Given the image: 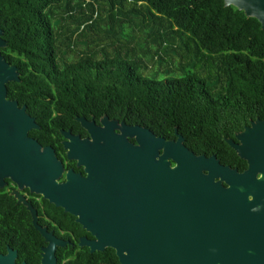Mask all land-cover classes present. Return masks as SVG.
Listing matches in <instances>:
<instances>
[{"label": "trees", "instance_id": "trees-1", "mask_svg": "<svg viewBox=\"0 0 264 264\" xmlns=\"http://www.w3.org/2000/svg\"><path fill=\"white\" fill-rule=\"evenodd\" d=\"M0 30L20 80L7 98L26 106L43 147L59 151L60 130L79 133L76 117L106 115L166 140L176 128L187 149L210 157L264 112V30L221 0H0ZM45 203L58 228H80ZM55 256L117 264L110 248Z\"/></svg>", "mask_w": 264, "mask_h": 264}, {"label": "water", "instance_id": "water-1", "mask_svg": "<svg viewBox=\"0 0 264 264\" xmlns=\"http://www.w3.org/2000/svg\"><path fill=\"white\" fill-rule=\"evenodd\" d=\"M221 1L224 7L232 6L246 18L255 19L264 30V0ZM2 35L0 30V49L7 46ZM10 82H20L17 68L0 53L5 176L74 216L75 222L93 237L92 241L81 238L79 247H87L90 253L110 248L118 264H191L197 250L207 244L211 264H264V193L259 191L264 177L253 180L249 172L241 176L252 180L241 193L246 213L236 224L237 230H242V239L229 236L230 239L214 241L206 238L212 233L211 220L217 210L212 196L219 191V184L213 183L211 177L217 164L214 157L195 155L187 149L176 128L175 139L166 140L144 127L119 124L107 117L101 119V127L77 117L76 122L89 136L81 139L61 131L62 145L68 160L82 167L85 177L68 171L59 183L63 167L53 148L42 147L28 137V132L38 129V125L24 107L19 109L16 101L6 100V85ZM253 128L264 130V123L256 121L237 135L240 145L227 140L248 162L252 173L261 168L259 152L245 139ZM15 198L31 213L35 230L47 243L42 248L40 264H57V248L70 243L39 226L36 211L21 197ZM15 260L13 251L0 255V264H16Z\"/></svg>", "mask_w": 264, "mask_h": 264}, {"label": "flooded vegetation", "instance_id": "flooded-vegetation-1", "mask_svg": "<svg viewBox=\"0 0 264 264\" xmlns=\"http://www.w3.org/2000/svg\"><path fill=\"white\" fill-rule=\"evenodd\" d=\"M6 100H9L7 96ZM22 107L25 108V113L36 123L34 117H32L27 112L26 106H19L17 103V108L21 109ZM3 108L4 107L0 102V255H6L8 251H13L16 253V264H40L42 248L47 245L38 231L35 230L32 223L31 213L26 209V206L23 203H17V199L15 198L16 195L25 200V202L28 203L31 208L36 211L37 224L41 227H44L48 233H51L57 239L69 242L71 245L69 244L66 246H70L74 250V252H76L79 248L87 249L89 251L87 247H79L78 243L81 238H84L87 241H92L93 237L75 222L74 216L65 213L61 208L55 207L54 205L47 202L49 205H52L55 208H59L65 214L70 215L73 218L74 222L80 227L79 229L76 226L67 227L66 229L58 228L57 224L51 218V216L54 215L53 211V214L50 213L51 209L48 208V216L44 210L46 206V200H44L40 195L36 193H31L24 186L20 188V186L11 178L5 176V174H7V162L6 147L3 144ZM103 117L107 116L103 115L98 119H95L94 116H91L89 119L84 117L79 118H84L87 122H93L96 127H101V119ZM108 120L117 121L115 119L109 118ZM256 121L264 123V112H262L260 116H256L254 119H249L247 124L242 125L240 130L232 132L231 136L222 137L224 146L218 149L215 147V152L211 153V157H214L217 161L214 169L211 170V177L213 178V183L219 184V191H216L218 192V195L214 194L212 196V198L215 200L214 207L217 210L215 211L214 217L211 220L212 233L211 235L206 236V238L211 237V239L214 241H222L226 240L227 238L230 239L231 237L229 236H233L234 239H236L237 237L238 240L242 239V230L241 228L237 230L238 225L236 224L238 221L244 219L243 216L246 213V210L244 209V207H242L243 199L241 198L243 197V195H241V193L243 189L248 188V183L252 182V180H247L246 178L243 179L241 176L249 172L248 174L251 175V178L253 180L262 179L264 177V151L262 150V148L264 147V130L261 128H253L252 131L245 137L247 144L250 145V143H252L254 149L259 152L257 154L259 157L258 164L261 168L256 171L254 170L253 173L251 170H249L248 162L244 159H241L237 155V153L232 149L231 145L227 143V140H230L235 145H240V141L236 138V136L244 132L245 129L250 128L252 126V123H255ZM118 123L120 124L124 122ZM78 125L80 129L79 133H73L71 129H68L60 130V135L61 131H69L73 136H79L81 139L87 138L89 136L87 131L82 128L79 123ZM39 129L40 127L38 129L30 130L28 132V137L32 138L29 134H33L34 131H37ZM115 132L117 131L115 130ZM63 141L64 139L61 135V139L58 144L60 146L59 151H56L53 147L49 146L53 148L57 160L61 162L63 167L62 176L58 180L59 183H62L64 181V176L68 171H72L74 174H80L82 177H85L83 168L77 167L74 160H68L66 152L63 149ZM129 142L134 144L135 140L129 139ZM220 168L224 169V172H229L230 175L222 173L219 170ZM260 183L261 186H259V191H261V193H264V186L262 185L264 181H261ZM227 191L228 193L225 194ZM247 198L249 200L252 199L251 196H247ZM230 208H233V211ZM233 233L235 234L233 235ZM38 235L42 238L41 244ZM199 238L205 239V237ZM202 247V249L197 250V255L195 259L190 262L191 264L212 263L211 249L207 244H203ZM34 258L35 261H33Z\"/></svg>", "mask_w": 264, "mask_h": 264}]
</instances>
